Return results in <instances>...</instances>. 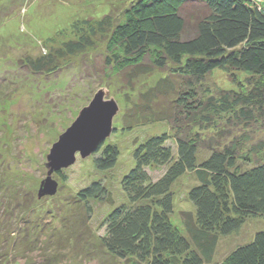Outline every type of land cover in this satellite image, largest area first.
<instances>
[{
	"label": "trees",
	"instance_id": "obj_1",
	"mask_svg": "<svg viewBox=\"0 0 264 264\" xmlns=\"http://www.w3.org/2000/svg\"><path fill=\"white\" fill-rule=\"evenodd\" d=\"M91 19L80 27L76 21L74 37L60 33L64 38L47 44L48 54L27 60L26 66L36 74L60 71L66 59L80 55L92 46V37L101 35L110 69L106 77L166 72L136 94L133 88L124 94L129 106L121 129L163 125L166 130L132 142L134 166L117 179L123 202L115 204L97 176L118 165L121 150L112 144L97 149L91 183L71 195L70 203L81 205L87 217L91 204L109 206L99 242L119 260L264 264V231L214 259L219 239L238 232L248 219L264 220V136H257L264 134V7L252 0H130L120 13ZM217 71L228 75L230 89L204 87ZM156 172L162 173L154 179ZM188 174L193 183L185 202L193 204L194 212L179 213L180 228L171 222L174 194L179 198L174 187ZM48 213L43 210L33 223L24 217L16 230L0 234V264H18L38 250L33 246L43 242L42 236L48 240L52 223L39 221ZM25 232L38 233L36 244L26 243Z\"/></svg>",
	"mask_w": 264,
	"mask_h": 264
},
{
	"label": "rangeland",
	"instance_id": "obj_2",
	"mask_svg": "<svg viewBox=\"0 0 264 264\" xmlns=\"http://www.w3.org/2000/svg\"><path fill=\"white\" fill-rule=\"evenodd\" d=\"M129 1L0 0V234L7 235L16 230L24 217H30L33 223L43 210L50 213L40 218V223H52L48 227V240L44 235L40 244L35 243L38 233L22 235L27 236L26 243L36 244L33 249L38 250L19 259L18 264H132L109 255L99 242V237L104 234L103 218L110 209L107 204H91L92 212L87 217L81 205L70 203L71 195L91 183L93 160L97 158L98 150L84 159L77 154L76 162L60 170V175L53 172L52 179L57 184L55 195L40 199L37 195L41 181L48 178L49 169L45 165L49 150L72 126L99 87H103L101 89L108 92L105 100L113 98L119 111L113 118L112 133L100 142L99 148L116 144L121 152L118 165L97 176L105 181L115 204L123 202L117 179L134 166L130 154L132 142L166 130L163 125H151L123 131L122 118L129 106L124 94L130 88L135 89L136 94L144 86L153 85L166 72L156 71L151 76L135 79L106 77L110 69L105 64V39L101 35L92 37V46L80 55L66 59L60 71L36 74L26 66L27 60L33 62L48 54V45L55 46L62 37L60 33L74 37L71 25L76 21H80L77 23L80 27L83 20L91 21L98 14L120 13ZM252 1L264 7V0ZM191 30L194 29L189 27V35L193 34ZM204 87L213 91L230 89L228 75L217 71L206 78ZM257 136L261 138L264 134ZM161 173H154V179ZM192 183L193 176L188 174L174 187L179 198L174 194L171 222L180 228L179 213L194 212L193 204L188 199L185 202ZM30 208L35 209L32 215ZM40 209L42 211L37 212ZM4 223L5 233L1 228ZM22 228V232L27 229ZM28 228H31L30 224ZM260 231H264V220L248 219L238 232L219 239L214 259L219 261L238 244L249 243ZM0 241L3 240L0 238ZM44 247L47 250H42Z\"/></svg>",
	"mask_w": 264,
	"mask_h": 264
},
{
	"label": "water",
	"instance_id": "obj_3",
	"mask_svg": "<svg viewBox=\"0 0 264 264\" xmlns=\"http://www.w3.org/2000/svg\"><path fill=\"white\" fill-rule=\"evenodd\" d=\"M108 92L99 89L91 102L79 113L75 122L49 150L46 168L49 169L48 178L41 181L38 199L53 196L57 192L56 181L52 174L73 165L76 155L81 159L97 151L100 142L112 133L113 118L119 111V106L113 98L105 100Z\"/></svg>",
	"mask_w": 264,
	"mask_h": 264
}]
</instances>
